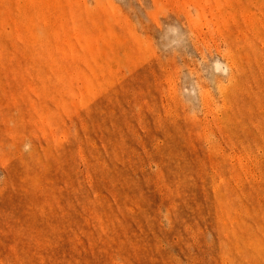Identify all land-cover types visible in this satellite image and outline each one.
Masks as SVG:
<instances>
[{
    "label": "rangeland",
    "instance_id": "obj_1",
    "mask_svg": "<svg viewBox=\"0 0 264 264\" xmlns=\"http://www.w3.org/2000/svg\"><path fill=\"white\" fill-rule=\"evenodd\" d=\"M0 264H264V0H0Z\"/></svg>",
    "mask_w": 264,
    "mask_h": 264
}]
</instances>
